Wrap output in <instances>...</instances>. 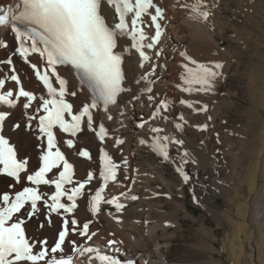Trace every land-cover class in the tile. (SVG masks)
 Masks as SVG:
<instances>
[{
  "label": "bare ground",
  "instance_id": "obj_1",
  "mask_svg": "<svg viewBox=\"0 0 264 264\" xmlns=\"http://www.w3.org/2000/svg\"><path fill=\"white\" fill-rule=\"evenodd\" d=\"M18 2L0 0V8L15 6ZM195 2L154 0L164 10L160 42L155 49L148 50L153 57L151 62L157 65L155 73L149 75L154 82L155 100L150 102L148 93L141 91L148 81L135 84L147 66L141 68L138 54L132 51L126 55L123 65L126 87L132 92L122 94L119 102L109 106L107 112L103 107L93 110L96 131L100 122L108 130L104 142L85 128L73 139L77 148L87 146L92 158L79 157L76 148L66 151L74 166L73 184L66 187L76 186L75 181L82 182L89 171L95 176L84 189L90 195L77 198L76 216L81 221L91 219L90 230L97 235L92 241L72 237L81 242V250L71 253L73 264H100L97 253L115 255L122 264H264V0H204L203 7L211 13L207 20L194 18L191 7H183ZM107 11L114 12L113 9ZM151 11L154 14V9ZM145 20L150 22V17ZM145 31L154 35V28L146 27ZM0 39L12 45L13 34L0 26ZM121 44L127 46L124 40ZM157 51L159 56L154 55ZM180 52H187L200 63L223 64L222 76L216 79L212 91L188 93L177 87L183 85L181 74L185 62ZM11 54V48L0 49V61ZM37 59L36 55L31 57L32 62ZM14 66L26 90L47 98L46 90L29 64L16 57ZM59 71L69 77L71 85L75 86L72 90L78 92L77 97L68 98L69 102L75 105L85 102L87 90L80 92L74 74L63 67ZM0 74V79L6 80L5 89L0 91H18V86L8 79L14 73L2 62ZM134 95L140 99H132ZM181 99L192 101L196 109L204 105L207 109L195 111L180 104ZM160 100L169 102V109L164 113L168 119L157 118L152 122L150 114ZM23 102L26 101L21 98L16 107L0 104V110L11 113L4 132L11 143L19 145L22 152L32 158L31 164L35 166L38 149L33 147L34 137L14 127L26 116L38 115L24 110ZM181 113L187 123L183 131H177L174 123L179 121ZM109 116L112 119H108ZM145 121L144 127H140ZM205 124L204 130L198 127ZM152 127H161L165 134L185 141L182 146H171L170 155L175 163L143 156L144 149H151L140 140L151 141ZM68 138L69 134H63V140ZM117 138L124 143L117 146ZM60 147L67 149L63 143ZM101 148L120 165L116 180H109L102 196L105 200L118 197V202L126 207L117 213L115 207L108 209L109 205L102 201L100 213L92 216L91 195L103 184L99 179ZM185 151L188 153L185 159L189 161L185 171L191 168L197 174L194 184H190V180L185 183L175 171ZM123 158L127 159V166L122 163ZM168 167L174 170L175 177L168 175ZM13 183L12 178L0 174V190L12 196L23 186H33L25 181L23 185L9 188ZM185 185L202 210L198 215L186 202ZM38 191L51 195L55 187L42 185ZM133 195L138 199H131ZM115 216L119 217V222ZM184 217L190 219L191 226L187 229L191 233L185 232ZM43 219V216L32 219L27 224V232L34 236L46 235L51 243L55 229L41 233L36 226L37 220ZM218 229H221L220 234ZM109 239L122 243L109 247ZM85 247L96 251L85 252Z\"/></svg>",
  "mask_w": 264,
  "mask_h": 264
},
{
  "label": "snow or ice",
  "instance_id": "obj_2",
  "mask_svg": "<svg viewBox=\"0 0 264 264\" xmlns=\"http://www.w3.org/2000/svg\"><path fill=\"white\" fill-rule=\"evenodd\" d=\"M204 0H196L191 6L194 18L207 20L211 13L203 7ZM108 9L114 12L109 14ZM154 9V14L151 10ZM150 17V22L145 18ZM164 19V10L154 3V0H19L15 6L0 8V26L13 34V43L0 39V49H12V54L3 61L15 73L14 59L19 57L29 64L36 79L46 90L44 95L37 96L33 90H26L22 78L18 74H10L8 79L18 86V91H0V104L16 107L21 98L22 108L38 115H28L22 123H16L15 129L22 131L29 137H34L33 147L38 149L37 164H31V157L22 152L17 144L6 138L4 128L10 118L9 110H0V174L12 178L13 184L23 185L25 181L33 186H23L15 191L14 196L8 191L0 190V264H73L71 253L81 250V242L72 239L78 236L86 241H92L97 235L90 230L91 219L81 221L77 218V198H83L90 193L84 189L90 185L95 176L92 171L86 178L73 184V164L66 155L67 150L76 148V155L91 159L88 147L77 148L73 139L85 128L91 129L101 142L108 134L102 122L96 131V119L93 110L103 107L107 112L109 106L119 102L122 94L132 92L126 87L127 80L124 70L126 55L132 51L138 54L140 67L146 68L145 73L135 80V84L148 81L142 92L148 93L150 102L155 100L153 95L154 83L149 75L155 73L157 65L152 63L153 57L148 54L149 49H155L163 34L160 21ZM154 28V35H148L145 28ZM130 37V41L128 38ZM124 40L127 44H121ZM38 59L32 62L31 57ZM159 56L160 52H155ZM184 58L182 64L184 72L181 74L183 85H177L183 92H209L215 87V81L222 76L221 62L200 63L188 55L180 52ZM42 63V67L40 66ZM63 67L77 78L80 92L86 91V101L80 105L69 102V97L78 96L74 85L68 76L59 69ZM2 75V74H0ZM6 80L0 79V90L5 89ZM132 99L139 100V96ZM36 105L34 107V103ZM182 105L195 111H206L207 105L196 109L192 101L181 99ZM198 103V102H197ZM169 109V102L160 100L154 105L150 114L152 122L157 118L167 120L164 115ZM108 119H112L111 116ZM141 122L140 127H144ZM187 123L183 113L179 121L174 123V129L183 131ZM201 130L207 125H199ZM151 141L141 139L142 145H147L163 161H172L171 146H182L185 141L173 135L165 134L161 127H152ZM63 134H69L63 140ZM66 144L67 149L61 151L60 144ZM122 139H116V145L123 144ZM185 151L175 171L187 183L190 176L185 171L189 162ZM99 179L103 184L91 195L90 212L96 216L101 211V202L114 205L115 211L120 213L126 207L118 202V197L105 200L102 193L109 180H116L120 165L104 148L100 149ZM175 163V161H172ZM122 163L127 166L126 158ZM195 163V161H192ZM58 173V175H57ZM128 179V177H125ZM54 185L55 191L49 195L38 191L40 186ZM123 195V193H121ZM66 198V199H62ZM131 199H138L131 196ZM109 215H112L110 212ZM37 220V228L41 233L55 229L52 242L46 235L34 236L27 232V224L32 219ZM119 222V217H114ZM114 235V234H112ZM122 241L109 239L107 245L115 248ZM83 251L93 253V247H85ZM100 264H122L115 255L99 254Z\"/></svg>",
  "mask_w": 264,
  "mask_h": 264
},
{
  "label": "rangeland",
  "instance_id": "obj_3",
  "mask_svg": "<svg viewBox=\"0 0 264 264\" xmlns=\"http://www.w3.org/2000/svg\"><path fill=\"white\" fill-rule=\"evenodd\" d=\"M143 156L144 157H148L149 159H151L153 161H160L162 159L161 157L156 155L153 151L147 150V149H144V155ZM188 169H189V171H187V174L190 176V184H194L197 174L191 168H188ZM168 175L171 176V177H175V172H174V170L171 167H168ZM185 190H186V198L185 199H186L187 204L190 207H192L194 209V211H195V214L198 215L202 211L201 208L194 202L193 194L190 191V188H189L188 185H185ZM113 207H114L113 205H109L107 208L108 209H112ZM184 221H185V223H184L185 232L188 234L190 231L187 228L191 226L189 217H187V218L184 217ZM220 230L221 229L217 230L218 234H220Z\"/></svg>",
  "mask_w": 264,
  "mask_h": 264
}]
</instances>
